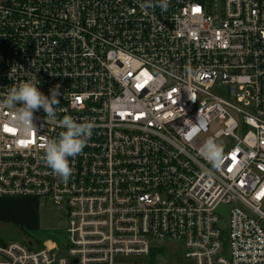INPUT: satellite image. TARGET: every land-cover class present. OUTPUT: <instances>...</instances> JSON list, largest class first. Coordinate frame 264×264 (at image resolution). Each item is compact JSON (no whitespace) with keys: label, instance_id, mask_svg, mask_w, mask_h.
Returning a JSON list of instances; mask_svg holds the SVG:
<instances>
[{"label":"built area","instance_id":"2783aa9c","mask_svg":"<svg viewBox=\"0 0 264 264\" xmlns=\"http://www.w3.org/2000/svg\"><path fill=\"white\" fill-rule=\"evenodd\" d=\"M144 2L0 0V100L36 76L60 86L57 119L95 124L65 182L44 161L64 129L41 108L25 135L0 103V198L67 220L62 242L11 241L0 264H118L158 240L191 264H264V0ZM209 137L219 168L199 155Z\"/></svg>","mask_w":264,"mask_h":264},{"label":"clouds","instance_id":"9594fccd","mask_svg":"<svg viewBox=\"0 0 264 264\" xmlns=\"http://www.w3.org/2000/svg\"><path fill=\"white\" fill-rule=\"evenodd\" d=\"M139 7L142 10L159 7L162 11H167L169 0H145ZM38 84L36 76L32 80L21 82L18 86L11 87L0 103L14 109V123L25 135H30L36 130L33 114L35 110L41 108L46 114V123H55L64 129L57 138L45 142L44 161L58 178L66 182L73 174L68 158H75L82 153L93 134L95 124L91 121L77 122L70 115L57 119L55 106L59 102L60 86H55L51 89L50 96H46L38 89ZM199 155L214 168H219L224 159L223 147L213 137H209L200 147Z\"/></svg>","mask_w":264,"mask_h":264},{"label":"rangeland","instance_id":"374dc122","mask_svg":"<svg viewBox=\"0 0 264 264\" xmlns=\"http://www.w3.org/2000/svg\"><path fill=\"white\" fill-rule=\"evenodd\" d=\"M214 93L222 96L227 95V86L223 84H217L212 89ZM43 207H45L46 224L42 230L38 232H29L24 228L4 220H0V246L6 245L11 241H25L33 239L34 241H45L47 239H60L64 240L65 228L67 220L64 214L58 210L51 202L46 198H41ZM156 248L162 250V253L157 251V258L153 261L150 256L140 257L138 261L149 262L152 260V264H189V259L185 256V249L181 241L175 240H158L156 241ZM134 258V257H132ZM3 260V256L0 255V261ZM128 260L126 257H118L117 262Z\"/></svg>","mask_w":264,"mask_h":264},{"label":"crops","instance_id":"0c3cea01","mask_svg":"<svg viewBox=\"0 0 264 264\" xmlns=\"http://www.w3.org/2000/svg\"><path fill=\"white\" fill-rule=\"evenodd\" d=\"M39 197H7L0 198V220L12 222L29 232L42 230L46 222L45 207ZM41 245L44 242L60 243V239L34 241ZM118 264H152L138 261L140 258H127ZM191 264V263H189Z\"/></svg>","mask_w":264,"mask_h":264},{"label":"trees","instance_id":"16d2710c","mask_svg":"<svg viewBox=\"0 0 264 264\" xmlns=\"http://www.w3.org/2000/svg\"><path fill=\"white\" fill-rule=\"evenodd\" d=\"M156 250H157V249H153V250L151 251V253H150V255H151V259H152L153 261H154V260L157 258V256H158ZM157 251H159V252L162 253V250H160V249H158ZM150 255H149V256H150ZM152 260L150 261V263H153Z\"/></svg>","mask_w":264,"mask_h":264},{"label":"snow or ice","instance_id":"6c2138e0","mask_svg":"<svg viewBox=\"0 0 264 264\" xmlns=\"http://www.w3.org/2000/svg\"><path fill=\"white\" fill-rule=\"evenodd\" d=\"M195 11H199V9H196ZM6 130H8V129H6ZM193 131H195V129H194ZM21 143L24 144V143H26V142L21 141ZM228 170L231 171V168H228Z\"/></svg>","mask_w":264,"mask_h":264}]
</instances>
